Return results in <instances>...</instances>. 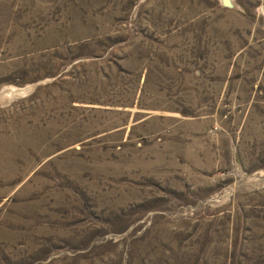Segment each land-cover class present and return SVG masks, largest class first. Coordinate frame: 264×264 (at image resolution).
Here are the masks:
<instances>
[{"label":"rangeland","instance_id":"1","mask_svg":"<svg viewBox=\"0 0 264 264\" xmlns=\"http://www.w3.org/2000/svg\"><path fill=\"white\" fill-rule=\"evenodd\" d=\"M0 264H264V0H0Z\"/></svg>","mask_w":264,"mask_h":264},{"label":"bare ground","instance_id":"2","mask_svg":"<svg viewBox=\"0 0 264 264\" xmlns=\"http://www.w3.org/2000/svg\"><path fill=\"white\" fill-rule=\"evenodd\" d=\"M21 91V90H20Z\"/></svg>","mask_w":264,"mask_h":264}]
</instances>
